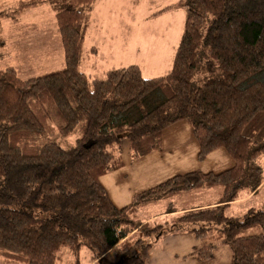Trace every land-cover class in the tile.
<instances>
[{
  "label": "trees",
  "instance_id": "obj_1",
  "mask_svg": "<svg viewBox=\"0 0 264 264\" xmlns=\"http://www.w3.org/2000/svg\"><path fill=\"white\" fill-rule=\"evenodd\" d=\"M99 1L18 0L0 11L1 30L3 20L16 23L48 4L63 50V67L36 78L0 70V264H57L66 256L83 264L82 248L89 263L145 264L164 231L139 212L218 187L213 206L175 214L169 202L172 227L187 225L201 260L228 245L231 264H264V208L226 214L264 180V0H178L184 25L168 74L145 78L129 65L90 79L79 64ZM182 120L199 161L221 148L233 165L172 176L115 206L99 178L123 166L122 140L138 159L159 150L163 130Z\"/></svg>",
  "mask_w": 264,
  "mask_h": 264
},
{
  "label": "rangeland",
  "instance_id": "obj_2",
  "mask_svg": "<svg viewBox=\"0 0 264 264\" xmlns=\"http://www.w3.org/2000/svg\"><path fill=\"white\" fill-rule=\"evenodd\" d=\"M18 0H0V11L9 7ZM130 7H125L123 13H118L121 20V31L127 23L126 14L129 13L130 38L136 41V59L146 61L150 41L158 44V52L164 48H172L178 44L180 32L184 25L185 10L176 7L178 0H128ZM135 2V5L132 3ZM95 7V6H94ZM93 7V8H94ZM93 10V9H92ZM134 13V20L132 14ZM91 14V12H90ZM89 14V21H90ZM102 23L106 33L119 34V21H108L102 15ZM123 26V27H122ZM164 54V51L162 52ZM63 67V50L60 36L54 23V13L48 4L25 10L16 23L3 20L0 30V70L14 68L22 80L36 78ZM75 137L70 138L72 141ZM121 147H128L126 139L121 142ZM259 165L264 173V155L259 159ZM220 189V187H218ZM191 192L186 196H175L171 199L161 200L156 205L148 206L139 212V218L145 220L148 216L164 211L169 202L174 207L186 204H196L205 200V195H196ZM212 196H208L210 199ZM246 208L254 207L258 210L264 208V187L255 198L247 202ZM243 206V205H242ZM243 207H235L226 211L227 216L241 213ZM175 215L161 216L149 222L151 226L160 224L163 233L154 239V245L148 253L146 264H231L232 255L228 245H220L213 249L212 255L206 260H201L193 252L199 248V241L188 233L187 225L174 228L171 225ZM153 220V219H152ZM259 230L250 229L249 234H257ZM87 248L80 251V260L83 264L89 263ZM57 264H67L70 257ZM72 260V257H71Z\"/></svg>",
  "mask_w": 264,
  "mask_h": 264
},
{
  "label": "crops",
  "instance_id": "obj_3",
  "mask_svg": "<svg viewBox=\"0 0 264 264\" xmlns=\"http://www.w3.org/2000/svg\"><path fill=\"white\" fill-rule=\"evenodd\" d=\"M132 5H135V2ZM125 7H130L128 0H100L91 11L79 64L80 71L88 78L103 79L108 71L124 68L129 65H137L140 68L142 76L145 78L165 76L171 70L174 54L178 45L176 43L172 48H164L158 52V47L161 46H158L154 41H150L149 59L146 61H138L135 58L137 52L136 41L134 37L130 38L128 25L129 13L125 15L127 23L121 31L122 24L118 13H123ZM102 15L108 21H119L118 27L121 32L119 34L106 33L105 25L102 23ZM134 17L135 15L133 13V20ZM163 51L164 54H162ZM161 143L159 150L135 160L130 158L128 147L122 148L121 158L123 166L99 178L100 183L106 189L115 206L123 207L129 204L135 194L149 189L172 176L183 175L193 171L220 173L233 165L232 159L221 148L210 152L205 160L199 161L197 159V142L192 135L190 125L184 120L164 129ZM263 187L264 180L255 192L232 203L227 210L237 206L243 207L241 209L243 212L249 208H254H246L244 204L255 198ZM191 192H194L193 194L196 195H205L206 199L196 204L175 207L177 210L175 214L190 209L215 205L221 194V188L189 191L179 196H186ZM208 196L212 197L208 199ZM165 210L163 211L161 209L157 214L154 213L148 216L144 222L158 219L161 216L173 215L165 214Z\"/></svg>",
  "mask_w": 264,
  "mask_h": 264
}]
</instances>
